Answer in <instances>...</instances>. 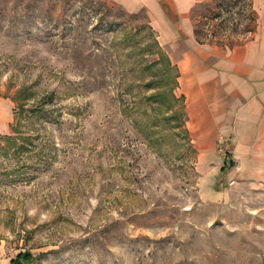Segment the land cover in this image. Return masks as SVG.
<instances>
[{"label":"rangeland","instance_id":"rangeland-1","mask_svg":"<svg viewBox=\"0 0 264 264\" xmlns=\"http://www.w3.org/2000/svg\"><path fill=\"white\" fill-rule=\"evenodd\" d=\"M263 14L264 0H197L190 17L231 47ZM159 48L145 10L0 0V135L38 145L28 168L0 153V264H264V183L221 174L204 197L186 123L139 95Z\"/></svg>","mask_w":264,"mask_h":264},{"label":"crops","instance_id":"crops-1","mask_svg":"<svg viewBox=\"0 0 264 264\" xmlns=\"http://www.w3.org/2000/svg\"><path fill=\"white\" fill-rule=\"evenodd\" d=\"M108 1L129 13L145 10L177 68L203 196H218L221 174L228 182L264 183V22L249 41L220 47L194 33L190 13L197 0Z\"/></svg>","mask_w":264,"mask_h":264},{"label":"trees","instance_id":"trees-1","mask_svg":"<svg viewBox=\"0 0 264 264\" xmlns=\"http://www.w3.org/2000/svg\"><path fill=\"white\" fill-rule=\"evenodd\" d=\"M117 5V4H116ZM121 7V6H120ZM123 9V8H122ZM158 58L151 63L144 65L143 70L150 69L153 72V76L150 81L145 85L146 87L154 88V92L147 96L144 91H140L139 95L145 97L147 100L156 102L157 106L163 103V106H166V111L169 115L168 118L173 120L178 126L179 132L186 131L185 128V111L183 105V97L177 96L174 93V89L177 85V68L173 65L169 59V57L164 53V51L159 48ZM159 68H163L164 72L160 70V72H155V70H159ZM158 73V74H157ZM170 80V81H169ZM15 100L17 101L16 97ZM14 100V101H15ZM19 106V103H18ZM24 108V106H23ZM135 108H137L135 106ZM155 105L152 109H155ZM13 125L11 126L12 131ZM35 137L31 135H17L12 136V134H3L0 135V153L6 157L9 166L15 167H29L32 161H28L29 156H24L23 154L29 151H33L34 148L38 147L35 143ZM229 156L226 154V158ZM233 163L229 162V166H232ZM13 168V169H14ZM226 169L225 166L222 168V172ZM31 255L29 253H20L16 260L11 261L9 264H23L24 260L29 259Z\"/></svg>","mask_w":264,"mask_h":264},{"label":"built area","instance_id":"built-area-1","mask_svg":"<svg viewBox=\"0 0 264 264\" xmlns=\"http://www.w3.org/2000/svg\"><path fill=\"white\" fill-rule=\"evenodd\" d=\"M233 182V181H232Z\"/></svg>","mask_w":264,"mask_h":264}]
</instances>
